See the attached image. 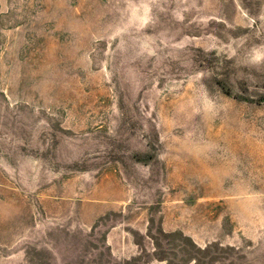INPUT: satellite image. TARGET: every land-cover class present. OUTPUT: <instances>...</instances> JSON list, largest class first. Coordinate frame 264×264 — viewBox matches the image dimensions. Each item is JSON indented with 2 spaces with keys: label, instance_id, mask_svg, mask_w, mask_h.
<instances>
[{
  "label": "rangeland",
  "instance_id": "obj_1",
  "mask_svg": "<svg viewBox=\"0 0 264 264\" xmlns=\"http://www.w3.org/2000/svg\"><path fill=\"white\" fill-rule=\"evenodd\" d=\"M0 264H264V0H0Z\"/></svg>",
  "mask_w": 264,
  "mask_h": 264
}]
</instances>
